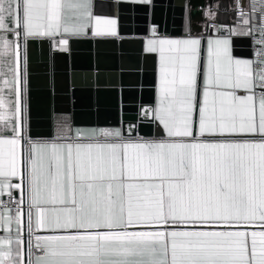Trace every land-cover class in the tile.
Returning a JSON list of instances; mask_svg holds the SVG:
<instances>
[{
  "label": "snow or ice",
  "instance_id": "6c2138e0",
  "mask_svg": "<svg viewBox=\"0 0 264 264\" xmlns=\"http://www.w3.org/2000/svg\"><path fill=\"white\" fill-rule=\"evenodd\" d=\"M0 264H264V0H0Z\"/></svg>",
  "mask_w": 264,
  "mask_h": 264
},
{
  "label": "crops",
  "instance_id": "0c3cea01",
  "mask_svg": "<svg viewBox=\"0 0 264 264\" xmlns=\"http://www.w3.org/2000/svg\"><path fill=\"white\" fill-rule=\"evenodd\" d=\"M159 2L167 3L168 0H159ZM205 2H207V0H205ZM168 24H169V29L171 30V28L173 27V24H172V17H171L170 14L168 16ZM87 47L88 46H87L86 43H81L80 45H78V48H79L81 53L86 52ZM149 63L151 64L152 62L150 61ZM144 78H145L146 81H151V80L154 79V75L151 74V73H147ZM151 94L152 93L146 88L145 89V93H144L145 99H147V97L149 95H151ZM35 100H36V103H37V111H38V113H42V110H43L42 109L43 97H42V95L40 94L39 91L37 92V94L35 96ZM106 114L111 119H118V116H119V113L116 110L111 109V108L107 111Z\"/></svg>",
  "mask_w": 264,
  "mask_h": 264
},
{
  "label": "water",
  "instance_id": "95a60500",
  "mask_svg": "<svg viewBox=\"0 0 264 264\" xmlns=\"http://www.w3.org/2000/svg\"><path fill=\"white\" fill-rule=\"evenodd\" d=\"M145 129L147 130L148 128H150V125H148V124H145Z\"/></svg>",
  "mask_w": 264,
  "mask_h": 264
}]
</instances>
